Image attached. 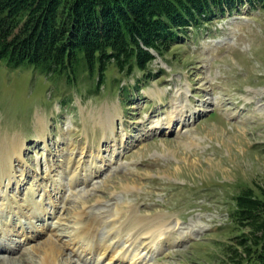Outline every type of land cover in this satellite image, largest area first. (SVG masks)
Masks as SVG:
<instances>
[{
  "label": "rangeland",
  "instance_id": "1",
  "mask_svg": "<svg viewBox=\"0 0 264 264\" xmlns=\"http://www.w3.org/2000/svg\"><path fill=\"white\" fill-rule=\"evenodd\" d=\"M211 6L209 20L185 28L168 50L150 48L145 70L110 63L103 81L97 70L46 72L0 57V151L13 158L12 181L0 185V221L8 194L25 227L54 224L32 231L16 252L1 250L0 264H40L35 251L48 240L64 264H94L97 254L73 251L83 210L100 220L96 243L125 258L118 264H244L252 227L232 210L244 186H264V2ZM107 115L115 136L101 124ZM76 164L100 171L79 181L71 178ZM33 190L53 215L28 209L21 197ZM130 211L163 217L165 235L114 229ZM100 263L115 264L108 256Z\"/></svg>",
  "mask_w": 264,
  "mask_h": 264
},
{
  "label": "trees",
  "instance_id": "2",
  "mask_svg": "<svg viewBox=\"0 0 264 264\" xmlns=\"http://www.w3.org/2000/svg\"><path fill=\"white\" fill-rule=\"evenodd\" d=\"M234 1L0 0V57L46 72L97 70L103 81L110 63L145 70L150 48L163 53L185 28L209 20L212 2ZM234 200L232 215L253 232L244 264H264V186H244Z\"/></svg>",
  "mask_w": 264,
  "mask_h": 264
},
{
  "label": "bare ground",
  "instance_id": "3",
  "mask_svg": "<svg viewBox=\"0 0 264 264\" xmlns=\"http://www.w3.org/2000/svg\"><path fill=\"white\" fill-rule=\"evenodd\" d=\"M174 119H175L174 116L170 117L172 126L175 124V122L172 123L174 121ZM102 121L103 122L101 124L103 126H105V128L108 129L113 136H115L116 125H115L114 120L111 117V115L105 116V118ZM1 154H2V152L0 151V185L3 183L5 178H8L9 180L12 179L10 172H11L12 161H13V158L10 154L7 153L3 158H1L2 157ZM76 166H75L76 168L74 167V169H73V174H72L71 178L73 176H76V178H75L76 180H79V181L82 180L83 182L88 181L89 178L93 175V173H98L100 171L98 167L96 168V165L94 166V168L92 166L91 172H89L88 168H86L84 166L79 167V164L78 165L76 164ZM78 168H79V170H78ZM81 168H83V170H81ZM84 168H86L87 170H85ZM97 169L99 171H97ZM74 170H76V171H74ZM79 174H81V175H79ZM86 174H88L89 176H87ZM14 182L16 183V181H14ZM56 189H57V187H56ZM35 191L36 190L32 191L33 194H31L29 192L28 193L25 192L26 195H28V196L24 197V195H23V197H21V199L23 201L27 202L26 205L28 206V209H32L31 212L34 213L37 217L40 216L43 218V217H46L47 214L53 215L54 210L48 211L45 204L42 203L43 200H42V202H40V201L38 202L34 199V196H35L34 194L36 193ZM5 195L6 196L4 197L3 203L5 204L6 210L10 214L7 212L8 215H7L6 219H4V220L1 219V221H0V238H1L0 239V251L4 250L7 252H11V253L16 252V251L24 248L26 243L28 242V240L31 237L35 236V233H32V231L36 230L35 232L38 231V233H40L41 231H43L45 229V227H49L50 229H53L54 224H52V223L48 224L45 221V219H44L45 222L43 223L42 228L38 227L33 222H30L29 225L27 227H25V224L22 223L21 220L14 218V216L12 215L13 212L20 213V215H22V216L24 214L23 210H21V209L19 210V208H16L14 205V203L17 202L18 199H16V198L13 199L14 197L9 196L8 194H5ZM48 196H49V198L52 197L50 193H48ZM9 197H10V199H9ZM31 199L33 202H36L37 205L33 204V202L29 201ZM18 203L21 204V202H18ZM120 214H121L120 209L117 208L113 212L112 216H114V219H115V218H119ZM10 215H12L13 218H11ZM99 221L100 220H96V219L92 218V216L89 215V213H87L86 210H83L81 212L78 219L76 220V223L78 225H77L75 237H74L73 242H72L73 243L72 245H74L73 251H75V254L78 256V258L81 257L83 251H88V253L92 254V255L97 254L99 257L96 258V261L94 262V264H101L100 263L101 258L107 257V256L109 258V263H111V262H114L115 264L122 263L125 260V258L119 257L115 260V254H113V252L111 251V247L109 245H105V244L100 245V244L96 243L97 242L96 239H97L98 231H99V226L101 224ZM166 223L167 222L163 217H155L152 219H148V218L146 219V218L137 216L135 213L130 211L129 216L126 219L125 223H122L118 228H117L116 224L114 223L113 227L117 231L121 230L120 229L121 227H122V230L135 229L137 236H144L147 239L152 238V240H153V239H159L165 235L166 231L163 229V227L166 226ZM20 227L22 229L21 235L25 236L24 239L21 238L19 240H12L13 244H11V243L3 244L2 243L4 239L5 240H11V238L8 237L9 234H14V231L20 230ZM27 228H30V231H26ZM30 232H31V234H30ZM84 243H85L86 247H83ZM76 246L78 248H76ZM80 248H82L83 251L80 252V250H79ZM35 252L42 254L41 259L39 260L40 264H64L61 260V257H62L61 254L63 252L62 249H60L57 244L50 243L49 240H48V243L45 242L43 245H40V247H38ZM87 260L88 259L85 260L86 263H87ZM88 264H93V263L90 262Z\"/></svg>",
  "mask_w": 264,
  "mask_h": 264
}]
</instances>
